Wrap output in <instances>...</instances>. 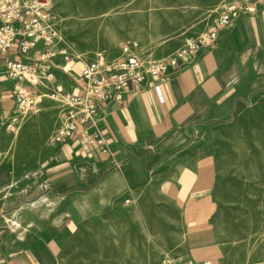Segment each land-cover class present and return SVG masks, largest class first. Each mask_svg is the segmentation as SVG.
Wrapping results in <instances>:
<instances>
[{"label": "crops", "instance_id": "0c3cea01", "mask_svg": "<svg viewBox=\"0 0 264 264\" xmlns=\"http://www.w3.org/2000/svg\"><path fill=\"white\" fill-rule=\"evenodd\" d=\"M247 2L214 42L133 83L120 105L100 104L111 155L80 135L51 141L64 114L42 86L8 127L12 80L0 56V264H161L166 236L178 237L170 246L184 264H264L246 248L232 253L219 195L232 151L244 166L250 141L264 139V0ZM47 63L52 88L78 90L80 62L69 73L59 56Z\"/></svg>", "mask_w": 264, "mask_h": 264}, {"label": "built area", "instance_id": "2783aa9c", "mask_svg": "<svg viewBox=\"0 0 264 264\" xmlns=\"http://www.w3.org/2000/svg\"><path fill=\"white\" fill-rule=\"evenodd\" d=\"M250 9L248 2L225 3L207 30L186 36L182 46L163 59L144 61L134 54L136 42L122 43L111 58L102 51H94L80 63L76 79L78 90L60 91L51 86L54 74L47 62L59 56L62 63L57 67L69 73L81 58L69 50L55 27L53 1L0 0V56L5 74L12 80L10 93L14 100L7 126L27 111L34 86H42L47 89V97L64 114L61 124L52 132L51 141H69L80 135L88 147L111 155L99 115L100 104L113 101L120 105L122 93L133 83L142 81L145 75H164L169 66L197 53L207 41L214 42L218 27L229 25L241 10ZM38 42L44 49L32 61H23L21 55L35 48ZM128 202L125 198L124 203ZM202 264L212 263L204 261Z\"/></svg>", "mask_w": 264, "mask_h": 264}, {"label": "rangeland", "instance_id": "374dc122", "mask_svg": "<svg viewBox=\"0 0 264 264\" xmlns=\"http://www.w3.org/2000/svg\"><path fill=\"white\" fill-rule=\"evenodd\" d=\"M52 1L55 27L64 44L79 54L78 61L82 63L94 51H102L106 56L112 51L111 58L124 42H136L134 54L144 61L166 58L180 33L195 35L207 22H212L209 26L213 24L216 12L225 3L249 0ZM263 136L262 130L259 137ZM235 143L237 146L234 144L233 148L240 149L238 142ZM250 144L251 152L244 166L236 165L242 159L236 150L228 157L235 165H231L226 182L219 188L220 206L225 225L232 234V253L246 248L257 258H263L264 139ZM177 243L178 237L166 236L165 241L161 237V264H184L170 246Z\"/></svg>", "mask_w": 264, "mask_h": 264}]
</instances>
